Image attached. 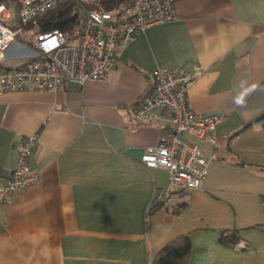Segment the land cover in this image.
Segmentation results:
<instances>
[{"label":"crops","instance_id":"0c3cea01","mask_svg":"<svg viewBox=\"0 0 264 264\" xmlns=\"http://www.w3.org/2000/svg\"><path fill=\"white\" fill-rule=\"evenodd\" d=\"M175 13L127 43L107 80L0 93V184L20 137L38 133V180L0 207V264H152L186 234L188 264H264V0H176ZM30 53L14 43L7 64ZM196 65L204 73L189 99L221 117L217 143L200 141L210 160L202 185L165 205L169 171L141 155L169 126L139 122L134 104L158 67ZM224 229H237L236 247L220 241Z\"/></svg>","mask_w":264,"mask_h":264},{"label":"built area","instance_id":"2783aa9c","mask_svg":"<svg viewBox=\"0 0 264 264\" xmlns=\"http://www.w3.org/2000/svg\"><path fill=\"white\" fill-rule=\"evenodd\" d=\"M72 0H0V93L14 90H55L68 82L84 85L107 80L113 61L127 43L153 25L176 18V0H133L116 10H107L102 0H74L91 4L66 30L34 32L26 28L32 17L50 7ZM30 38V39H29ZM29 39L32 43L27 41ZM30 48L27 60L7 64L13 44ZM204 67H158L153 89L134 104L135 118L151 122L164 118L168 131L147 145L141 155L149 167L164 166L169 182L157 202L169 205L172 195L198 188L209 172V159L202 154L201 139L216 144V124L221 117L196 112L189 99L191 86L203 75ZM38 133L23 135L16 144L18 163L8 181L0 184V207L11 203L21 190L35 183L30 156ZM217 158V153L211 154Z\"/></svg>","mask_w":264,"mask_h":264},{"label":"trees","instance_id":"16d2710c","mask_svg":"<svg viewBox=\"0 0 264 264\" xmlns=\"http://www.w3.org/2000/svg\"><path fill=\"white\" fill-rule=\"evenodd\" d=\"M132 1L133 0H102V4L107 10H116ZM91 6L93 5L72 0L64 4L50 7L32 17L26 25V28L31 34L54 29H69L73 26L78 17L83 14V11ZM29 39H27V41L32 43ZM180 210L181 209H178L177 211ZM220 241L227 246L236 247L240 241L237 229H224L221 233ZM190 253L191 241L189 235H182L162 247L152 264H188Z\"/></svg>","mask_w":264,"mask_h":264},{"label":"rangeland","instance_id":"374dc122","mask_svg":"<svg viewBox=\"0 0 264 264\" xmlns=\"http://www.w3.org/2000/svg\"><path fill=\"white\" fill-rule=\"evenodd\" d=\"M203 145L205 146V145H206V143H204ZM209 145H210V143H209Z\"/></svg>","mask_w":264,"mask_h":264}]
</instances>
